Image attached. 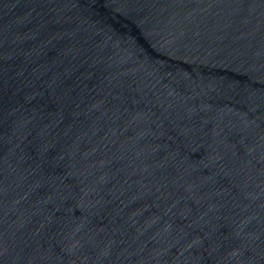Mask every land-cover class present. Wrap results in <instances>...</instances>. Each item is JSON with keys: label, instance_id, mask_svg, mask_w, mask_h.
Returning a JSON list of instances; mask_svg holds the SVG:
<instances>
[{"label": "water", "instance_id": "water-1", "mask_svg": "<svg viewBox=\"0 0 264 264\" xmlns=\"http://www.w3.org/2000/svg\"><path fill=\"white\" fill-rule=\"evenodd\" d=\"M0 264H264V0H0Z\"/></svg>", "mask_w": 264, "mask_h": 264}]
</instances>
